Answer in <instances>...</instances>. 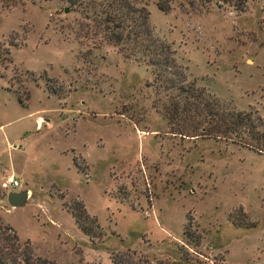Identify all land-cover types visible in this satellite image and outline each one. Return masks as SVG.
<instances>
[{"label":"rangeland","instance_id":"1","mask_svg":"<svg viewBox=\"0 0 264 264\" xmlns=\"http://www.w3.org/2000/svg\"><path fill=\"white\" fill-rule=\"evenodd\" d=\"M147 9L189 82L264 121V0ZM152 84L64 2L0 5V225L55 264H264V152L178 131Z\"/></svg>","mask_w":264,"mask_h":264},{"label":"trees","instance_id":"2","mask_svg":"<svg viewBox=\"0 0 264 264\" xmlns=\"http://www.w3.org/2000/svg\"><path fill=\"white\" fill-rule=\"evenodd\" d=\"M19 1L0 0V5L8 8ZM59 1L91 22L95 30L101 31L104 41L116 47L124 57L146 66L155 89L168 93V107L162 105L164 117L168 123L175 121L178 131L184 129L186 134L199 129V133L212 137L232 136L234 141L264 152V121L250 112L235 110L230 103H222L197 87L194 81L189 82L185 67L176 61L170 43L153 33L148 3L152 1L158 11L167 13L172 0ZM238 5L242 6L243 0H238ZM199 121L204 124L200 128L197 127ZM67 210L84 235H95L93 230L99 227L87 216L81 203L72 202ZM0 264L55 263L32 254L28 244L20 243L10 227L0 225Z\"/></svg>","mask_w":264,"mask_h":264},{"label":"water","instance_id":"3","mask_svg":"<svg viewBox=\"0 0 264 264\" xmlns=\"http://www.w3.org/2000/svg\"><path fill=\"white\" fill-rule=\"evenodd\" d=\"M28 198L27 190H21L18 192H9L6 194V201L10 207H21L25 204Z\"/></svg>","mask_w":264,"mask_h":264},{"label":"built area","instance_id":"4","mask_svg":"<svg viewBox=\"0 0 264 264\" xmlns=\"http://www.w3.org/2000/svg\"><path fill=\"white\" fill-rule=\"evenodd\" d=\"M0 186L1 188H9V187L14 188V187H19V183L17 182V180L13 179L12 177H8L5 179V181L1 182Z\"/></svg>","mask_w":264,"mask_h":264}]
</instances>
